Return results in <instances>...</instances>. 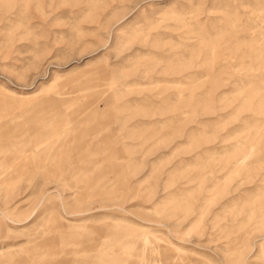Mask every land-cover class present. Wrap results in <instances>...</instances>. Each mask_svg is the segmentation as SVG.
I'll return each mask as SVG.
<instances>
[{"label": "rangeland", "instance_id": "obj_1", "mask_svg": "<svg viewBox=\"0 0 264 264\" xmlns=\"http://www.w3.org/2000/svg\"><path fill=\"white\" fill-rule=\"evenodd\" d=\"M0 264H264V0H0Z\"/></svg>", "mask_w": 264, "mask_h": 264}]
</instances>
